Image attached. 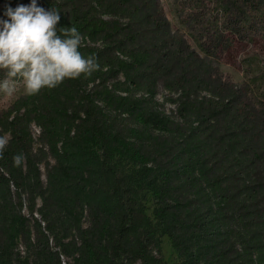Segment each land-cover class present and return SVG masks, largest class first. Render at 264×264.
Segmentation results:
<instances>
[{
    "label": "trees",
    "instance_id": "1",
    "mask_svg": "<svg viewBox=\"0 0 264 264\" xmlns=\"http://www.w3.org/2000/svg\"><path fill=\"white\" fill-rule=\"evenodd\" d=\"M173 3L185 31L160 0H37L59 12L58 35L77 28L99 69L43 88L36 112L0 106V264H43L15 252L24 193L33 216L46 193L32 122L63 200L96 207L76 264H164L163 235L180 264H264V67L237 84L218 62L230 34L264 37V0ZM17 4L31 0H0V17Z\"/></svg>",
    "mask_w": 264,
    "mask_h": 264
},
{
    "label": "rangeland",
    "instance_id": "2",
    "mask_svg": "<svg viewBox=\"0 0 264 264\" xmlns=\"http://www.w3.org/2000/svg\"><path fill=\"white\" fill-rule=\"evenodd\" d=\"M160 1L172 30L185 31L173 0ZM21 5L28 6L27 4H17V7ZM0 20L3 18L0 17ZM186 37L190 44L204 55L196 40L188 33H186ZM230 37L233 45L227 52L218 55V62L226 75H229L237 84H241L247 79L249 72H258L264 67V37L249 38L232 34ZM166 93L167 91L164 89L161 91V95ZM10 105L20 106L22 110L37 111L36 96L26 95L24 85L19 80H17L15 92L11 96L0 92V106ZM166 108L170 111L174 105L166 103ZM31 128L35 137V149L43 147L45 151L41 154L43 160L39 164L46 193L44 196L37 197L38 207L41 210H36L34 216L28 211L30 197L26 192L24 193V205L21 213L25 215V219H21V234L15 239V252L19 253L23 259L37 260L43 264H59L60 262L61 264H76L74 257L77 256V253L74 250L80 246L84 233L91 228L96 218V207L89 206L86 201L80 199H76L73 204L63 200L66 199L65 195L71 192L67 191L68 188H63L59 182L60 176L56 174L57 161L44 146L40 127L32 122ZM3 137L8 141L9 134L5 133ZM49 171L52 175L51 183L47 178ZM13 189L15 188L13 187ZM147 207L148 213L151 214L153 201L150 197ZM161 254L164 264H180V257L172 246L168 235L161 237Z\"/></svg>",
    "mask_w": 264,
    "mask_h": 264
},
{
    "label": "clouds",
    "instance_id": "3",
    "mask_svg": "<svg viewBox=\"0 0 264 264\" xmlns=\"http://www.w3.org/2000/svg\"><path fill=\"white\" fill-rule=\"evenodd\" d=\"M8 20H0V92L11 96L17 80L22 81L26 95L38 94L43 88L53 89L66 79L82 74L90 76L99 69L95 56L85 58L78 48L82 37L77 28H62L57 34L59 12L45 10L31 0L30 6L8 7ZM7 139L0 137V152ZM19 166L22 155L13 157Z\"/></svg>",
    "mask_w": 264,
    "mask_h": 264
}]
</instances>
